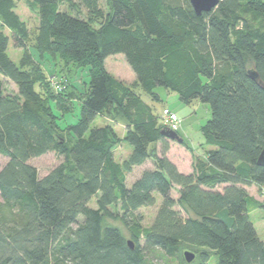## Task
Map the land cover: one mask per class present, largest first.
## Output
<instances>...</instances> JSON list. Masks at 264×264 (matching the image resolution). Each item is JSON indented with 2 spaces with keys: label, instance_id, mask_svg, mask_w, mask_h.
I'll use <instances>...</instances> for the list:
<instances>
[{
  "label": "trees",
  "instance_id": "16d2710c",
  "mask_svg": "<svg viewBox=\"0 0 264 264\" xmlns=\"http://www.w3.org/2000/svg\"><path fill=\"white\" fill-rule=\"evenodd\" d=\"M28 1L33 32L16 0H0V198L16 220L0 216V264H155L154 249H189L195 258L182 253L185 264H264V240L249 217L264 204L244 188L264 187V88L248 74L253 68L264 83V0H220L200 14L188 0H106V14L98 0H80L97 25L62 9L68 0ZM10 39L22 50L18 63ZM118 53L134 74L130 84L105 68ZM46 54L61 62L58 88L41 63ZM71 66L88 68L89 81L73 84ZM3 79L17 90L6 92ZM159 86L210 106L201 133L211 148L189 173L166 155L170 138L152 104ZM76 103V121L60 125L54 106L65 117ZM96 116L111 121L91 126ZM120 120L122 137L111 123ZM123 142L130 151L117 160ZM49 151L65 159L40 177L28 160ZM158 199L143 226L136 211Z\"/></svg>",
  "mask_w": 264,
  "mask_h": 264
},
{
  "label": "rangeland",
  "instance_id": "374dc122",
  "mask_svg": "<svg viewBox=\"0 0 264 264\" xmlns=\"http://www.w3.org/2000/svg\"><path fill=\"white\" fill-rule=\"evenodd\" d=\"M28 0H16L15 11L20 16L22 20H24L29 28L30 32L35 30L37 24V13L29 6ZM98 6L102 9V12L106 14L108 12V6L106 0H98ZM61 8L72 12L75 14L81 15V17L88 18L92 24L97 25V19L94 16H90L88 14L87 9L83 6L80 0H68L61 3ZM7 34L10 35L9 31H6ZM22 50L20 48H16L13 45L12 40L10 39L8 44V55L15 62L18 63L19 57L21 55ZM42 65L45 67L47 71V75L50 79L54 80V84L56 80L59 79L55 74V69L61 67V62L57 59H52V57L48 54L43 55L41 59ZM105 68L109 73L115 76L117 79L122 80L125 83H132L134 81V74L125 60L123 54H113L105 59ZM65 71L67 72L68 67L65 65ZM71 71H73V76H71V82L76 84V86H80L82 82L89 81L88 68H80L76 69L71 66ZM61 74L65 75L63 71ZM67 75V74H66ZM68 76V75H67ZM53 77H55L53 79ZM4 81V90L6 92H15L16 86L9 80L3 79ZM142 93V98L145 101H149L147 96L143 94L140 89H137ZM155 92L159 94L160 101L152 102L154 106V112L157 115L161 114V111L165 107H169L172 111H174L178 117L180 118V127L178 130V136L182 139L181 142L177 140L170 139L168 140V150L167 156L171 157L176 164H178L177 168H182L187 171L191 168L193 160L195 156L201 155L205 149L211 148L209 145L203 144V136L201 133V127L205 124L207 119L210 117V106L207 103H202L197 100H193L190 103H184L179 98L177 93L173 91H169L164 87H156ZM65 100V99H64ZM54 105V103H53ZM54 112L56 113V119L60 125H65L66 123H73L76 121L79 115V105L76 103L74 105V109L72 113L64 116H60L59 110L56 106H54ZM106 121H111L109 118H104L103 116H96L91 123V126L101 125L106 123ZM114 124V128L119 137H122L125 131L124 124L120 120L119 122H111ZM63 135V134H62ZM189 146L191 149H189ZM130 151V145L126 142L121 143L116 146L114 150V156L117 160L123 159L127 153ZM64 156L56 153L55 151H49L43 155L38 157H34L28 160V162L33 165L38 172V175L41 177L49 172L53 167L58 165L59 163L64 161ZM6 162V157L0 155V168ZM148 167H152V162L148 160ZM179 166V167H178ZM139 171V168H135L133 172L128 175V180L134 175H136ZM248 195L252 196L258 202L264 204V187H259L257 185H246L244 186ZM172 196L177 197L175 189L172 190ZM161 200H156V203L152 206H143L140 207L136 212L142 215L143 218V226H150L153 218L155 216L157 207ZM90 206H95L94 198L91 200ZM178 208V206H175ZM0 216L11 220L12 223H15V211L9 210L0 198ZM249 217L251 222L253 223L258 236L264 240V209L255 208L254 210L249 212ZM105 223L115 225L122 228L123 233L127 235L126 230L121 226V224L115 219H105ZM191 252V250L188 249ZM183 252L177 253L175 256H168L165 252L160 249H154L153 251V261L155 264H185L184 259H181ZM216 257H212L210 263H215ZM197 259L194 261L196 262Z\"/></svg>",
  "mask_w": 264,
  "mask_h": 264
},
{
  "label": "water",
  "instance_id": "95a60500",
  "mask_svg": "<svg viewBox=\"0 0 264 264\" xmlns=\"http://www.w3.org/2000/svg\"><path fill=\"white\" fill-rule=\"evenodd\" d=\"M188 1L191 4L194 11L196 12V14H200L201 12H209L210 10L215 8L220 2V0H188ZM248 74L251 78L257 80L258 83L264 88V83L260 80L258 73L253 68L248 69ZM162 133L170 139L177 140L178 142L182 141V139L179 138V136L171 130H167V129L162 130ZM257 164L264 166V148L261 150L258 156ZM128 244L130 247L133 246L131 241H128ZM183 256L185 258V261L188 263L193 261L195 258V254L188 250L183 252Z\"/></svg>",
  "mask_w": 264,
  "mask_h": 264
},
{
  "label": "built area",
  "instance_id": "2783aa9c",
  "mask_svg": "<svg viewBox=\"0 0 264 264\" xmlns=\"http://www.w3.org/2000/svg\"><path fill=\"white\" fill-rule=\"evenodd\" d=\"M54 85L56 88H58L56 84ZM161 122L167 130L175 132L179 130L181 120L174 111L168 107H165L161 112Z\"/></svg>",
  "mask_w": 264,
  "mask_h": 264
},
{
  "label": "crops",
  "instance_id": "0c3cea01",
  "mask_svg": "<svg viewBox=\"0 0 264 264\" xmlns=\"http://www.w3.org/2000/svg\"><path fill=\"white\" fill-rule=\"evenodd\" d=\"M158 146H159V144H158ZM128 154V153H127ZM167 154V153H166ZM176 166L178 165V164H176V162L171 158V157H168ZM179 167V166H178ZM178 170L179 171H181V172H183V173H189L190 171H191V168H189L187 171H185L184 169H182V168H178Z\"/></svg>",
  "mask_w": 264,
  "mask_h": 264
}]
</instances>
